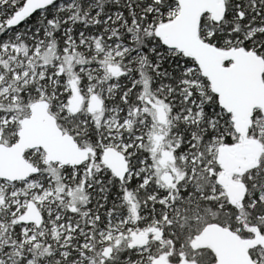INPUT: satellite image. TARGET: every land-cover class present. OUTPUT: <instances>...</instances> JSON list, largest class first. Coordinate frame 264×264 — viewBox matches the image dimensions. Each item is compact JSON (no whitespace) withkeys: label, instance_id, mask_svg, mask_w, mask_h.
I'll return each instance as SVG.
<instances>
[{"label":"snow or ice","instance_id":"obj_1","mask_svg":"<svg viewBox=\"0 0 264 264\" xmlns=\"http://www.w3.org/2000/svg\"><path fill=\"white\" fill-rule=\"evenodd\" d=\"M0 264H264V0H0Z\"/></svg>","mask_w":264,"mask_h":264}]
</instances>
